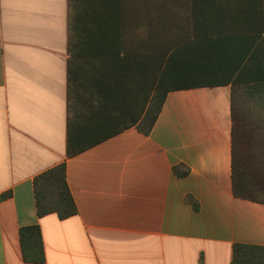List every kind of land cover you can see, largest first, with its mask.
<instances>
[{
	"label": "crops",
	"instance_id": "crops-1",
	"mask_svg": "<svg viewBox=\"0 0 264 264\" xmlns=\"http://www.w3.org/2000/svg\"><path fill=\"white\" fill-rule=\"evenodd\" d=\"M249 35L264 0H0V264H34L31 226L40 264H231L235 244L264 246V205L232 189L224 70ZM180 48L183 81L202 86L168 92L145 135ZM61 164L77 213L39 218L34 180Z\"/></svg>",
	"mask_w": 264,
	"mask_h": 264
},
{
	"label": "trees",
	"instance_id": "trees-1",
	"mask_svg": "<svg viewBox=\"0 0 264 264\" xmlns=\"http://www.w3.org/2000/svg\"><path fill=\"white\" fill-rule=\"evenodd\" d=\"M243 39L244 48L237 67L224 70L232 71L225 80H233L232 189L236 198L264 205V35H249ZM74 50L73 33L70 34L69 40L70 56H73ZM183 53V49L180 48L169 58L167 66L163 69L147 110L138 124V130L145 135H149L153 130L168 92L188 86H202L183 81L179 73ZM220 84L222 81H209L203 85ZM10 196L11 193H7L2 199ZM34 196L39 218L55 213L60 219H67L77 213L67 184L64 164L35 178ZM190 200L197 209V204L193 199ZM20 243L26 263L40 264L45 261L39 226L22 228ZM231 264H264V246L235 244Z\"/></svg>",
	"mask_w": 264,
	"mask_h": 264
}]
</instances>
